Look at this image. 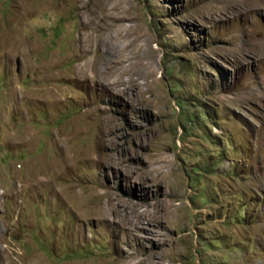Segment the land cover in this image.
Segmentation results:
<instances>
[{"label": "rangeland", "instance_id": "1", "mask_svg": "<svg viewBox=\"0 0 264 264\" xmlns=\"http://www.w3.org/2000/svg\"><path fill=\"white\" fill-rule=\"evenodd\" d=\"M0 264H264V0H0Z\"/></svg>", "mask_w": 264, "mask_h": 264}, {"label": "bare ground", "instance_id": "2", "mask_svg": "<svg viewBox=\"0 0 264 264\" xmlns=\"http://www.w3.org/2000/svg\"><path fill=\"white\" fill-rule=\"evenodd\" d=\"M93 18H94V15L88 16V15L83 14V18L80 20L81 21V30L79 31V35H78V45L81 49V52H83L85 50L92 49V47L94 45H97L99 43V41L102 39V32L101 31L104 28L98 27L100 30H97L95 25H94V19ZM115 35L118 36L119 33L117 32V33H115ZM130 42H131V40L129 41V43ZM89 66H90L89 63L86 62L82 71L89 69ZM126 69H128V68L126 67ZM124 70H125V68H123L117 72V75L111 81L112 82L111 85L112 84L116 85L121 81L119 77L121 75V72H123ZM128 82L132 83L133 81L129 80Z\"/></svg>", "mask_w": 264, "mask_h": 264}]
</instances>
